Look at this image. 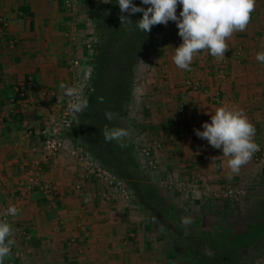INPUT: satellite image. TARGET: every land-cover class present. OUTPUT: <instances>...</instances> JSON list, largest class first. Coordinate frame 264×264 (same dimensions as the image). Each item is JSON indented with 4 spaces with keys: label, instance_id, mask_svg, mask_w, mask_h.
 Returning a JSON list of instances; mask_svg holds the SVG:
<instances>
[{
    "label": "rangeland",
    "instance_id": "obj_1",
    "mask_svg": "<svg viewBox=\"0 0 264 264\" xmlns=\"http://www.w3.org/2000/svg\"><path fill=\"white\" fill-rule=\"evenodd\" d=\"M109 1L114 2L106 0ZM62 2L71 18L63 35L64 42L71 46L65 52L68 70L73 74L71 88L78 89L81 98L86 99L92 74L90 59L96 41L94 4L105 2L68 0L69 5L66 0ZM258 2L263 4L264 0H256V5ZM258 8L264 11V6ZM181 9L182 6L178 12ZM259 20L256 28L261 47L260 43L257 46L264 48V23L263 19ZM254 26L251 20L247 27L249 33L253 32ZM140 34L143 36L137 37L142 38V57L136 68H131L133 81L129 100H123L118 119V128L130 133L124 140L126 146L122 153L125 157L111 154L105 161L112 171L103 167L96 155L87 150L83 139L76 137L79 113H74L62 151L55 156H46L42 145H38L35 152L39 157L37 163H33L32 174L18 186L23 196L38 195L40 199L35 206L27 208L25 218L19 201L10 202L0 211V220L6 217L14 233L10 238L15 240L4 264H191L179 234L172 231L176 226L179 231L227 230L241 236L246 234L247 224L261 220L264 206L262 133L260 138L256 131L254 140L260 149L241 168L238 176L228 168L217 167L216 159L224 157L221 150L213 148L195 133L197 129L203 131V123L209 122L199 114L201 95L210 94L204 105L207 103L212 109L221 106V96H216L215 90L209 92L207 89L216 88V84L211 86L216 81L232 83L230 74L243 59L244 47L233 43V35L227 41L229 50L223 59L217 60L202 51L194 57L190 65L192 70L185 71L177 68L172 60L175 48L182 43L175 22L155 25L149 33L140 31ZM75 48L79 51L76 56ZM119 48L125 56L118 68L130 70L131 56L127 52L133 48L129 44ZM115 56L111 52L109 59ZM206 70L211 73H205ZM114 97L118 98L119 94ZM259 98L258 105L264 110V88ZM62 99L57 112L49 115L43 128L62 111L68 96L64 93ZM97 138L103 139L100 134ZM95 139H90V144ZM77 148L81 153L76 151ZM126 156L130 157L129 163L124 161ZM61 157L67 160L65 163L71 169L64 170L66 176L58 175L56 179L53 175L50 180L47 174L53 171L55 162ZM86 162L92 163V167L86 166ZM91 168L102 170L106 179L95 176ZM62 180H66L64 194L69 206L64 208L68 215L64 214L56 222L51 216L41 214L38 207L41 203L59 207L55 196L60 193L57 182ZM134 183L136 185L132 187ZM137 186L153 191L154 196L148 195L149 203H153L159 212L141 205L134 193ZM145 195L144 192L141 199ZM72 202L74 206L80 204L78 214L72 210ZM10 205L19 209L16 216L5 215ZM161 209H167L166 218ZM184 217H191L194 222L185 226L182 223ZM238 261L239 264H264V235L245 248Z\"/></svg>",
    "mask_w": 264,
    "mask_h": 264
},
{
    "label": "crops",
    "instance_id": "obj_2",
    "mask_svg": "<svg viewBox=\"0 0 264 264\" xmlns=\"http://www.w3.org/2000/svg\"><path fill=\"white\" fill-rule=\"evenodd\" d=\"M258 4L251 18L255 24L253 32L249 33L247 28L244 32L234 33L235 37L232 38L235 45L244 47L243 59L230 74L234 80L230 78L232 83L225 84L212 82L211 86L216 84V88L207 90H215V95L221 96V106L243 110L257 128L259 137L262 133L263 139L264 110L258 104L264 88V64L255 57L264 51V48L257 46L260 39L256 28L259 19H263L264 23V11L258 8L264 3ZM1 19L5 26L0 29V211L10 202L19 201L23 208L22 217L25 218L26 211L34 207L40 198L35 193L23 196L18 186L32 174L33 163H37L39 154L35 148L42 145L39 137L43 124L49 115L58 110L63 100L61 84L71 88L74 82L65 58V52L71 46L64 42L63 37L71 18L66 14L62 0H0ZM76 49L75 56L79 54ZM204 72L211 73L210 70ZM45 91L55 92L56 98H42L40 93ZM18 92L21 99L16 100ZM208 96L201 95L199 114L211 122L210 114H214L220 106L212 109L207 103L204 105ZM63 155L66 154L63 152ZM219 159L215 161L217 167L226 169L227 158ZM66 161L62 157L58 159L47 177L53 180V175L57 176L56 179L66 176L64 170L71 169ZM65 181L57 182L60 193L55 198L59 201V207L52 208L47 203L46 206L41 203L38 207L41 214L51 216L56 222L66 214L64 207L69 206L68 197L64 194ZM71 205L74 206V203ZM75 206L72 210L78 214L80 204L75 203Z\"/></svg>",
    "mask_w": 264,
    "mask_h": 264
},
{
    "label": "clouds",
    "instance_id": "obj_3",
    "mask_svg": "<svg viewBox=\"0 0 264 264\" xmlns=\"http://www.w3.org/2000/svg\"><path fill=\"white\" fill-rule=\"evenodd\" d=\"M103 2L107 3L106 0ZM121 24L132 22L129 15L142 13V18L137 20L138 30L149 33L154 25H167L169 21L176 23L178 35L182 43L175 48L172 60L181 70L191 71L190 65L199 52H207L217 60L225 57L229 50L227 41L237 32L247 30L251 22L252 13L255 11L256 0H141L142 5L137 6L133 0H117ZM182 6L179 15L177 7ZM256 60L264 64V51L256 54ZM66 96L70 98L69 109L80 113L88 107V101L81 98L78 89L68 88L61 84ZM112 120L113 114H105ZM211 122H204L203 131L195 130L196 135L207 140L209 145L220 149L226 159L227 168L232 174H238L259 151L260 146L255 142V126L248 120L243 110L218 107L214 114H210ZM130 133L124 128L105 127L103 137L106 142L113 140L124 147L125 138ZM19 209L10 205L5 215L16 216ZM194 221L191 217L182 218L185 226ZM13 229L6 220H0V264H4L6 257L11 255L12 245L15 243ZM205 255L212 256L210 249L205 248Z\"/></svg>",
    "mask_w": 264,
    "mask_h": 264
},
{
    "label": "trees",
    "instance_id": "obj_4",
    "mask_svg": "<svg viewBox=\"0 0 264 264\" xmlns=\"http://www.w3.org/2000/svg\"><path fill=\"white\" fill-rule=\"evenodd\" d=\"M133 3L137 6L148 7L147 5H142L141 0H133ZM94 7V14H97L96 41L90 59L92 74L88 82L89 94L86 96L88 107L79 113V122L75 135L78 139H83L82 142L86 144L87 150L92 152V155H96L103 167L112 171L110 167H107L105 160L110 159L109 156L111 154L124 158L123 153L126 145L123 142L125 146L121 147L120 143L115 140L106 142L103 137V129L105 127L109 129L118 128L119 115L123 109L122 102L123 100H129L128 92L131 90L133 81L131 68H136L138 65L137 61L142 57L144 49L140 46L142 38L137 37V35L143 36V34H140V30H138L135 23L142 18V13L132 15L123 13V15L129 16L132 22L121 24L119 17L122 13L117 0H114V2L109 1L105 4H94ZM179 7L181 6L178 5L177 14L179 13ZM154 26L151 29H154ZM128 44L130 48H133L127 52V55L131 56L132 66L130 70L127 67L121 70L118 67L122 66L120 60L125 55H123L124 51H122V48L119 47L125 48ZM111 52L116 54L112 60L109 59ZM23 90L26 91V88ZM19 93L16 94V100L21 99ZM115 94H119V97H114ZM107 112L113 114L114 118L112 120L106 118L105 114ZM98 134L103 139H95ZM89 138L91 141L95 139L93 143L90 144ZM39 139L41 143L42 138L39 137ZM97 140L99 141L97 142ZM102 153L106 154V156ZM129 160V156L124 159L127 163H129ZM134 185L136 183L131 184L132 187ZM147 190L148 188L141 190L137 186L134 193L141 201L142 206L148 209L154 208V212H159L153 203H149L148 195L154 196L153 191L151 189L150 191ZM144 192L146 195L141 199V195ZM160 211L162 216L166 218L167 209H161ZM174 225L176 226V224ZM172 231L177 235L179 234L182 246L184 249L187 248L191 264H239L238 260H240L241 252L264 235V206L261 220L247 224L245 235L239 236L237 233L227 230L203 229L189 230L191 231L189 233V231H179L177 226ZM205 248L210 249L213 255H205Z\"/></svg>",
    "mask_w": 264,
    "mask_h": 264
},
{
    "label": "built area",
    "instance_id": "obj_5",
    "mask_svg": "<svg viewBox=\"0 0 264 264\" xmlns=\"http://www.w3.org/2000/svg\"><path fill=\"white\" fill-rule=\"evenodd\" d=\"M66 3L68 4V0H66ZM0 26L3 27L5 26V23L2 19L0 20ZM42 95L44 97L56 98L55 92H48V93L43 92ZM69 104H70V98L68 97V100L66 104L63 106L62 111H60V113L57 114L56 118L52 123H50L49 126L44 127L40 132V137L42 138L41 144L46 156H55L60 151H62L64 147V136L71 126L74 115V112L70 111L69 109ZM76 151L81 153V149L79 148H77ZM86 166H89L90 168L92 167V163L86 162ZM93 168L91 169L93 173H96L95 176L101 179H106L105 177L106 174L102 172V170L93 169ZM4 220H6V217H4Z\"/></svg>",
    "mask_w": 264,
    "mask_h": 264
}]
</instances>
